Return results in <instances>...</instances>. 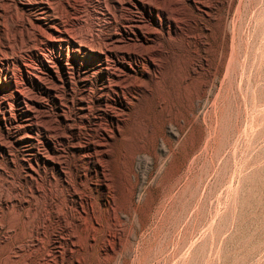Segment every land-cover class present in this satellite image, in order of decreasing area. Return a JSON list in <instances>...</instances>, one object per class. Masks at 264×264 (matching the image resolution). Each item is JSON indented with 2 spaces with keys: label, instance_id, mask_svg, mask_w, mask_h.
I'll return each mask as SVG.
<instances>
[{
  "label": "rangeland",
  "instance_id": "1",
  "mask_svg": "<svg viewBox=\"0 0 264 264\" xmlns=\"http://www.w3.org/2000/svg\"><path fill=\"white\" fill-rule=\"evenodd\" d=\"M20 1L0 0V264H264V0H152L168 17L136 11L155 37L126 46L153 63L121 80L31 16L53 4L97 48L119 0Z\"/></svg>",
  "mask_w": 264,
  "mask_h": 264
},
{
  "label": "bare ground",
  "instance_id": "2",
  "mask_svg": "<svg viewBox=\"0 0 264 264\" xmlns=\"http://www.w3.org/2000/svg\"><path fill=\"white\" fill-rule=\"evenodd\" d=\"M32 1V0H31ZM37 1V0H36ZM152 0H119L118 3L114 2L115 7L117 8H123L126 7L128 14L126 16H123V19L117 26L115 30L107 34V37L105 40H103V46H97V48L88 47L83 42H77V40L71 35L69 28H66L63 26V28H59L58 26L53 24V19L55 16L52 14V8L46 1H39V5L41 8V11L36 14H31V16L38 22L36 24H39L38 26H41L39 29V33L44 36V38L49 41L52 45H57L58 50L61 51L62 46L60 40L63 38L70 39L72 41V45H77L78 48L84 49L85 51L89 50L90 55L94 58L95 61V67H92V69L96 68V70L106 77H114L115 79H122L121 77L126 76L130 71L135 70L137 66H139L137 63L139 56L143 57L141 54H137L133 49H130V47L126 46V43H133L134 39L142 42H150L154 39V31L150 28L149 31L147 29H143V26L145 24L144 16L140 14H136V11L141 12H148L150 17L149 20L156 25H161V19L159 18L160 14L165 15L164 17H168L164 10L158 6L155 5V3H151ZM108 2V1H107ZM20 3L23 6H28L31 3L29 0H21ZM50 3V2H49ZM171 3V2H170ZM106 5V4H105ZM113 5V4H112ZM5 6V5H4ZM17 6V5H16ZM54 6V5H53ZM29 7V6H28ZM114 7V9H115ZM23 8V7H22ZM110 8V7H109ZM27 9V8H26ZM134 9H136L134 11ZM138 9V10H137ZM125 10V9H124ZM123 10V11H124ZM105 14H108V10H105ZM119 11V10H118ZM122 11V12H123ZM121 12V11H120ZM140 12V13H141ZM67 13V12H66ZM116 13V12H115ZM114 13V14H115ZM58 14V13H57ZM112 15V14H111ZM110 15V16H111ZM73 16V15H72ZM155 16L158 17V20L155 19ZM28 17V16H27ZM62 18V17H61ZM23 19V18H22ZM13 20V19H12ZM28 20V19H27ZM30 20V19H29ZM33 20V19H32ZM31 20V21H32ZM87 21V20H86ZM24 22V21H23ZM26 23V22H25ZM31 23V22H29ZM33 23V22H32ZM31 23V24H32ZM68 23V22H67ZM71 23V22H70ZM148 23V22H146ZM24 24V23H21ZM26 25V24H25ZM29 25V24H28ZM148 25V24H146ZM24 27V25H22ZM21 26V27H22ZM26 27V26H25ZM29 27V26H28ZM27 27V28H28ZM32 27V26H31ZM34 25L32 29H34ZM30 28V27H29ZM28 28V29H29ZM86 28V27H85ZM146 28V27H145ZM25 29V28H24ZM27 29V31H28ZM36 29V27H35ZM43 29V30H42ZM73 29V28H72ZM90 29V28H89ZM82 30V29H81ZM20 31V29H19ZM37 32V31H36ZM77 32V31H76ZM82 32V31H81ZM22 33V32H21ZM38 33V32H37ZM38 33V34H39ZM93 33V32H92ZM13 35V34H12ZM22 35V34H21ZM86 34L84 33L83 36ZM78 36V35H77ZM40 37V36H39ZM42 38V37H41ZM25 39V38H24ZM40 40V39H39ZM17 41V40H16ZM41 41V40H40ZM45 41V40H44ZM80 41V40H79ZM23 42V41H22ZM43 42V41H42ZM92 42V41H91ZM141 42V43H142ZM24 43V42H23ZM44 43V42H43ZM89 43V42H88ZM135 43V41H134ZM9 44V43H8ZM11 44V43H10ZM149 44V43H148ZM24 45V44H23ZM30 45V44H29ZM28 45V46H29ZM135 45V44H134ZM12 46V45H11ZM21 47V46H20ZM135 47V46H134ZM38 48V47H37ZM26 49V48H25ZM6 50V49H5ZM20 50V49H19ZM28 50V49H26ZM32 50V49H31ZM34 50V49H33ZM20 53V51H19ZM22 54V53H21ZM11 55V54H10ZM8 56V54H7ZM45 56V55H44ZM21 57V56H20ZM26 57V56H25ZM2 58V57H1ZM108 58H110L113 65H115V70H110L108 68L109 61ZM144 60H146L148 63H153V61L150 58H146L144 55ZM55 61L61 65L63 70H66L67 73L70 72V68L67 65V62H63V59L59 54L57 56H54ZM133 59V62H135V66L133 63H131V60ZM45 57L42 58L39 56V61L41 63V66L44 67L51 76H57L54 72V66H52L49 61H46ZM6 62V66L3 67L4 70H7L9 58L3 57L0 59V64H3ZM143 62V61H142ZM140 63V62H139ZM21 64L23 66V69L26 71V78L31 81L32 83L40 82V77L36 74L32 73L29 69V66L23 63L21 60ZM112 65V64H111ZM57 66V65H56ZM37 67V66H36ZM72 68V67H71ZM77 71L80 67H76ZM91 67H81L82 69V76L80 77L79 82L82 84L83 87H86L89 80V76L87 75L88 70ZM96 71V72H97ZM72 72V71H71ZM47 73V72H46ZM140 73L143 74V70L140 69ZM15 74V73H14ZM92 75V73H91ZM80 74L78 73V77ZM48 77V75H47ZM59 76H57L58 78ZM60 78V77H59ZM127 78V77H126ZM51 80V78H49ZM16 80V79H15ZM21 81V80H20ZM22 82V81H21ZM4 86V85H3ZM6 86V85H5ZM121 86L117 84V89ZM122 88V87H121ZM20 92V91H19ZM48 92L52 95V90H48ZM88 92H86L85 89H82V92L80 93V96L77 98L78 101L83 100L84 96L87 95ZM34 106V105H33ZM31 118L35 117L34 114L30 115ZM7 206V205H6ZM16 211V210H15Z\"/></svg>",
  "mask_w": 264,
  "mask_h": 264
}]
</instances>
